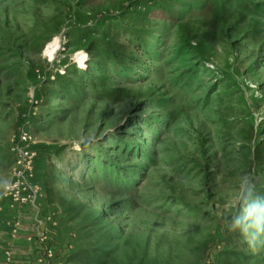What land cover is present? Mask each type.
Masks as SVG:
<instances>
[{
	"label": "rangeland",
	"instance_id": "1",
	"mask_svg": "<svg viewBox=\"0 0 264 264\" xmlns=\"http://www.w3.org/2000/svg\"><path fill=\"white\" fill-rule=\"evenodd\" d=\"M151 1L0 0V205L26 132L60 264H264L222 222L245 174L264 193L243 160L264 144V0ZM141 4L106 87L45 97L94 70L81 31Z\"/></svg>",
	"mask_w": 264,
	"mask_h": 264
},
{
	"label": "trees",
	"instance_id": "2",
	"mask_svg": "<svg viewBox=\"0 0 264 264\" xmlns=\"http://www.w3.org/2000/svg\"><path fill=\"white\" fill-rule=\"evenodd\" d=\"M151 3L160 8L166 7L168 9V13H172V9L170 7L172 5H177L180 2L171 1L170 6L162 4L160 0H152ZM147 7L148 4L135 6L134 9L136 11H131L122 17H118L111 21L109 20L106 22H102L97 26L88 27L85 30L81 31L79 35H82L83 37H90L91 35L96 36V38L90 43L87 49L89 57L92 58V66L94 67V70H89L88 68V70L86 71L87 73L82 72L83 76H78L77 71L69 73L65 76H61L59 73L50 76L49 78H47L45 84H51V88H42V91L46 93L45 97L52 98L58 95L64 96L67 94V91L74 92L76 94H84L85 87L94 90L98 87H106L109 81V77L107 76L108 72L106 68H104V65L109 61H112L116 64H123L124 60L130 59L125 56V46L123 44H120L119 38L122 33L133 34L136 36L135 32H139V30L130 28L129 24L131 25L144 23L147 15L150 13ZM138 9L140 10L137 11ZM69 37V39H73L74 35H70ZM66 61L67 60L65 59L62 64L63 66L66 65ZM73 77H75V79H77L78 81H74ZM51 78H54V82H51ZM69 87L72 89H70ZM37 119L41 118L39 117ZM61 151L62 150H58V154H60ZM243 160L245 161V163H249L250 167H253L254 170L264 175V144L258 143L254 149H250L248 154H244ZM250 169L252 170V168ZM36 172L37 170H35V174ZM35 184L38 183L35 182ZM67 261L84 263V258L83 256L78 255L77 257L70 258V260Z\"/></svg>",
	"mask_w": 264,
	"mask_h": 264
},
{
	"label": "crops",
	"instance_id": "3",
	"mask_svg": "<svg viewBox=\"0 0 264 264\" xmlns=\"http://www.w3.org/2000/svg\"><path fill=\"white\" fill-rule=\"evenodd\" d=\"M39 206H17L12 208L4 200L0 205V264H50L43 258L46 249L55 251L58 264L67 245L61 252L57 222H48ZM39 211V212H38ZM40 215V216H39ZM46 236V237H44ZM44 237V238H43ZM60 256V257H59Z\"/></svg>",
	"mask_w": 264,
	"mask_h": 264
},
{
	"label": "clouds",
	"instance_id": "4",
	"mask_svg": "<svg viewBox=\"0 0 264 264\" xmlns=\"http://www.w3.org/2000/svg\"><path fill=\"white\" fill-rule=\"evenodd\" d=\"M223 226L237 234L252 250L264 248V193L257 190L252 174L237 183Z\"/></svg>",
	"mask_w": 264,
	"mask_h": 264
},
{
	"label": "built area",
	"instance_id": "5",
	"mask_svg": "<svg viewBox=\"0 0 264 264\" xmlns=\"http://www.w3.org/2000/svg\"><path fill=\"white\" fill-rule=\"evenodd\" d=\"M20 142L21 146L14 151L15 163L11 180L5 187L3 199L10 202L12 208L17 206L37 208L44 198V190L34 183L35 153L32 150L31 136L22 132ZM43 258L50 264L57 263L55 251L52 249H46L43 252Z\"/></svg>",
	"mask_w": 264,
	"mask_h": 264
}]
</instances>
